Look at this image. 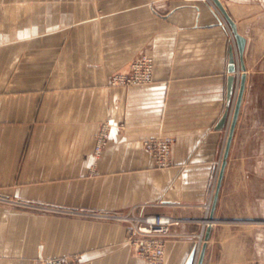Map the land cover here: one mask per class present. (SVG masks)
<instances>
[{
    "label": "crops",
    "instance_id": "0c3cea01",
    "mask_svg": "<svg viewBox=\"0 0 264 264\" xmlns=\"http://www.w3.org/2000/svg\"><path fill=\"white\" fill-rule=\"evenodd\" d=\"M219 1L247 78L213 212L243 74L213 1L0 0V264H147L101 218L131 211L179 220L165 264H198L205 243L203 264H264V0ZM145 54L151 84L111 86ZM166 136L158 168L144 142Z\"/></svg>",
    "mask_w": 264,
    "mask_h": 264
},
{
    "label": "built area",
    "instance_id": "2783aa9c",
    "mask_svg": "<svg viewBox=\"0 0 264 264\" xmlns=\"http://www.w3.org/2000/svg\"><path fill=\"white\" fill-rule=\"evenodd\" d=\"M184 1L212 3V0ZM236 51L237 56L235 59L238 64V69H240L238 48H236ZM154 68L155 65L153 57L147 54L142 55L132 63L128 73L113 77L111 80V86L135 87L151 84L154 81ZM232 114L229 120V127ZM109 138L110 127L109 125H104L96 138L95 154L97 156H99L108 145ZM174 143V138L166 136L158 139L147 140L144 142V147L152 154L158 168H167L170 166ZM209 210L210 206L208 207V211ZM101 218L118 221L127 225L125 243L132 247L137 255L145 260L147 264H165L166 244L172 237V227L178 224L179 220L161 215H141L134 211L119 216L102 215ZM200 240L203 241V236L200 237ZM199 250L200 248L198 247V251ZM74 263L75 259L69 256L58 259H50L48 261V264Z\"/></svg>",
    "mask_w": 264,
    "mask_h": 264
},
{
    "label": "water",
    "instance_id": "95a60500",
    "mask_svg": "<svg viewBox=\"0 0 264 264\" xmlns=\"http://www.w3.org/2000/svg\"><path fill=\"white\" fill-rule=\"evenodd\" d=\"M212 1L215 4V6L218 8V10L221 12V14L223 15L226 22L231 27L232 36H233V38L237 44V48H238L240 69L243 71V74H242L241 80H240V85L238 88V93H237V97H236V101H235V106H234L232 118H231V123H230V127H229V134L227 137V141L225 143V149H224V153H223V161H222V165H221V169H220V173H219V179H218L216 192H215V197H214V201H213L212 211L214 212L216 205H217V201H218V197H219V191L221 188L224 172H225V169L227 166V160H228V157L230 154L231 145L233 142V138H234V134H235V130H236V126H237V122H238V118H239V114H240V110H241V106H242V102H243V96H244V92H245V85H246L247 76L245 73L246 69H245L244 60H243L244 59V53H245V47H246V39L239 34L235 22L232 20V18L229 16L227 11L224 9L221 2L219 0H212ZM237 71H238V64H237V61H236L234 54L232 52L231 53V63H230L229 72L231 74H234V73H237ZM232 95H233V85H231V89H230V93H229V100H231ZM228 119H229L228 115L226 114L225 117L223 118L222 125L226 124ZM210 233H211V228H209L207 231L206 242L209 240ZM206 248H207V244L205 243L202 247V251H201V255H200L201 257H200L198 264H203ZM195 253L191 259V264L194 263Z\"/></svg>",
    "mask_w": 264,
    "mask_h": 264
},
{
    "label": "rangeland",
    "instance_id": "374dc122",
    "mask_svg": "<svg viewBox=\"0 0 264 264\" xmlns=\"http://www.w3.org/2000/svg\"><path fill=\"white\" fill-rule=\"evenodd\" d=\"M239 88V87H238ZM235 101H236V98H235V100H232V105H231V110H232V112H233V110H234V106H235ZM232 112H231V114H232ZM262 156L264 157V150L262 151ZM262 173L264 174V166L262 167ZM263 194H264V192H263ZM56 216H61V215H64L63 213H62V211H59V212H56V214H55ZM262 218H264V214L262 215ZM102 219H104V218H102ZM106 220V219H105ZM106 221H111V220H106ZM65 256H69V255H62V256H59V257H52V258H46V259H44V261H45V263L46 264H48V261L50 260V259H58V258H61V257H65ZM70 257V256H69ZM39 259H42L43 260V258H42V256H40L39 255ZM75 259V258H74ZM75 264V263H74Z\"/></svg>",
    "mask_w": 264,
    "mask_h": 264
}]
</instances>
